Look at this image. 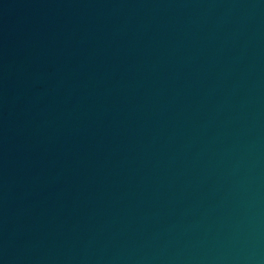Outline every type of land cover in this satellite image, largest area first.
Here are the masks:
<instances>
[{
  "label": "water",
  "instance_id": "water-1",
  "mask_svg": "<svg viewBox=\"0 0 264 264\" xmlns=\"http://www.w3.org/2000/svg\"><path fill=\"white\" fill-rule=\"evenodd\" d=\"M0 264H264V0H0Z\"/></svg>",
  "mask_w": 264,
  "mask_h": 264
}]
</instances>
